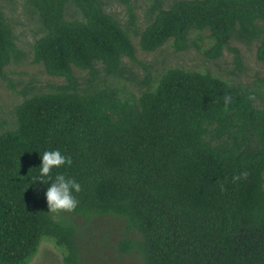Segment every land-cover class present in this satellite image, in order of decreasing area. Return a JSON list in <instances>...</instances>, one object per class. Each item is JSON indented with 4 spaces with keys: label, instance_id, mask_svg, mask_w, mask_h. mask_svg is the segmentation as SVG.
I'll use <instances>...</instances> for the list:
<instances>
[{
    "label": "trees",
    "instance_id": "obj_1",
    "mask_svg": "<svg viewBox=\"0 0 264 264\" xmlns=\"http://www.w3.org/2000/svg\"><path fill=\"white\" fill-rule=\"evenodd\" d=\"M3 1L12 0H0L8 79L21 50ZM118 1L127 21L108 11L110 0H24L42 32L34 61L65 82L26 97L16 126L0 130V264H29L45 238L64 264H92L76 217L106 215L125 221L115 246L141 264H264V108L252 87L170 67L154 86L148 74L132 98L107 79L128 78L134 37L145 52L184 51L193 32L208 31V58L241 41L256 42L264 61V0H151L143 29L131 0ZM235 59L241 69L237 49ZM46 149L72 159L56 170L82 186L72 211L48 212L46 185L33 183Z\"/></svg>",
    "mask_w": 264,
    "mask_h": 264
},
{
    "label": "rangeland",
    "instance_id": "obj_2",
    "mask_svg": "<svg viewBox=\"0 0 264 264\" xmlns=\"http://www.w3.org/2000/svg\"><path fill=\"white\" fill-rule=\"evenodd\" d=\"M170 2L172 0H166ZM135 7L138 24L143 29L145 12L151 0H131ZM3 9L18 36L17 43L21 55L8 67V79L0 78V130L16 126L15 109L26 97L38 92H48L65 82L64 78L46 72L42 64L33 59V44L42 35L35 15L25 9L24 0L2 2ZM108 11L127 21V5L118 0H110ZM209 32H193L190 36L189 48L177 51L171 43H167L155 52H145L139 46L138 37H134L136 60L125 58L128 78L107 77L110 83L120 87L123 96L138 98L146 89L144 80L148 74L153 77L152 86L164 70L170 67H182L191 70L211 71L215 75L234 83L250 85L257 94V104L264 108V86L260 80L264 77V61L257 57L256 42L247 44L232 41L223 55L210 59L205 51L211 46ZM241 55V69L235 63V50ZM80 78L86 77V71L77 70ZM26 92V93H25ZM70 215V214H68ZM80 226V250L84 259L92 264H141L136 253L122 255L115 243L123 234L125 221L121 218L106 215L86 222L76 217ZM126 235V233H125ZM64 253L54 241L45 238L39 251L29 264H64Z\"/></svg>",
    "mask_w": 264,
    "mask_h": 264
},
{
    "label": "clouds",
    "instance_id": "obj_3",
    "mask_svg": "<svg viewBox=\"0 0 264 264\" xmlns=\"http://www.w3.org/2000/svg\"><path fill=\"white\" fill-rule=\"evenodd\" d=\"M39 154L41 164L35 168L37 174L32 177V180L33 183L39 182L46 185L44 197L48 212L60 213L76 209L79 203L76 194L81 192V184L74 177L56 171L64 165H71V157L60 149H46Z\"/></svg>",
    "mask_w": 264,
    "mask_h": 264
}]
</instances>
